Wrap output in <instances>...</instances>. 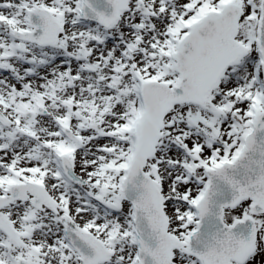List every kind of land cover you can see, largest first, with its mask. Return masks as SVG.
<instances>
[{
  "label": "snow or ice",
  "instance_id": "1",
  "mask_svg": "<svg viewBox=\"0 0 264 264\" xmlns=\"http://www.w3.org/2000/svg\"><path fill=\"white\" fill-rule=\"evenodd\" d=\"M0 264H264V0H0Z\"/></svg>",
  "mask_w": 264,
  "mask_h": 264
}]
</instances>
